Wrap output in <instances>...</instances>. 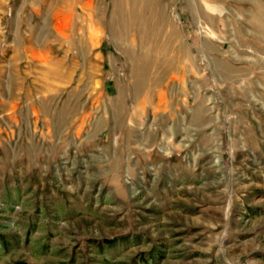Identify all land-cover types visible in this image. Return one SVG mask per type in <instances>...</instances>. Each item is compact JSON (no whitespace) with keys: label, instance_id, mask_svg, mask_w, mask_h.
<instances>
[{"label":"rangeland","instance_id":"1","mask_svg":"<svg viewBox=\"0 0 264 264\" xmlns=\"http://www.w3.org/2000/svg\"><path fill=\"white\" fill-rule=\"evenodd\" d=\"M160 2L139 85L114 0H0V264H264V0Z\"/></svg>","mask_w":264,"mask_h":264},{"label":"bare ground","instance_id":"2","mask_svg":"<svg viewBox=\"0 0 264 264\" xmlns=\"http://www.w3.org/2000/svg\"><path fill=\"white\" fill-rule=\"evenodd\" d=\"M163 11L164 6L161 5L160 0H114L113 14L115 16H113L114 18L112 19L116 26L114 36L121 46L124 42L129 40L130 34L133 33V43L132 45L129 43L130 45L126 48V51L130 54L134 62L133 72L140 78L138 82L139 85L144 84L145 81L149 79L146 78V74L152 67H155L151 61H149V58L152 57L151 54L156 51L157 54L161 55L167 47L169 48L170 46V34L168 35L163 32V26H160L161 23L167 22L166 16L164 17L163 15ZM165 26H167V24H165ZM171 36L172 35H170V37ZM137 38L138 44L135 45L134 40ZM158 42H161L163 45L158 47ZM156 70H158L156 74H161V69L159 70V68H156Z\"/></svg>","mask_w":264,"mask_h":264}]
</instances>
